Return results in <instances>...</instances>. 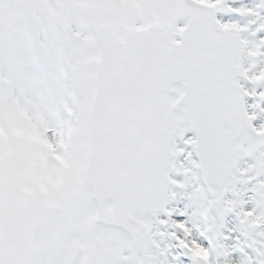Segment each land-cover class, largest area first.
Listing matches in <instances>:
<instances>
[{"label":"snow or ice","instance_id":"6c2138e0","mask_svg":"<svg viewBox=\"0 0 264 264\" xmlns=\"http://www.w3.org/2000/svg\"><path fill=\"white\" fill-rule=\"evenodd\" d=\"M236 3L0 0V220L31 243L32 264H168L153 220L191 264H204L192 244L208 252L206 264H231L242 249L224 244L227 215L244 229L258 220L248 246L264 254V135H255L264 125L253 126L243 103L264 91L238 83H264V67L253 71L264 57L255 19L264 0ZM188 131L198 161L185 175L207 186L190 199L208 247L173 218L186 212L167 207L165 169L183 151L172 138ZM236 183L253 185L251 209L235 192L226 198Z\"/></svg>","mask_w":264,"mask_h":264},{"label":"rangeland","instance_id":"374dc122","mask_svg":"<svg viewBox=\"0 0 264 264\" xmlns=\"http://www.w3.org/2000/svg\"><path fill=\"white\" fill-rule=\"evenodd\" d=\"M258 0H237V3L234 6H246L254 7ZM239 19L241 23H245L247 19L252 18H235ZM257 22L264 21V10H260L259 17L255 18ZM264 35V33H261ZM249 42H252V38L248 37ZM261 67H264V57H259L256 60V68L253 71H258ZM243 89L251 92L255 90L257 93L264 91V83L253 85L251 82L244 80L239 83ZM249 99V97H246ZM259 104V107H253V105ZM245 110L249 115L255 116V119L252 121L254 127L259 128L261 125H264V113L261 112V109H264V99L257 100L255 97L250 98L249 102L244 103ZM193 138V136L186 132L183 138L176 136L173 144L176 148L182 149V153L174 157L172 162V167L168 172L169 180L173 181V184L168 186V192L171 195L172 199L168 203L169 209L176 210L179 212H186V216L175 215L174 219L187 220L189 227L192 230V238L197 240L204 247H208V239L206 235H201L203 231V224L198 215H193L196 212V207L194 202L190 199L191 196L199 189L201 192H206L207 187H202L201 182L203 179L200 176L185 175V172L190 170L192 164L198 161V156L193 152L192 148L186 146L184 141ZM264 151V149H261ZM255 155L253 156H241L238 161V167L243 169L252 165L255 162ZM264 179V176L260 177ZM184 185V187H177L176 185ZM253 185H235L231 191L226 194L227 199H233L232 193L235 192L240 200L245 202V206L251 209L255 200L259 199V196L254 194L251 189ZM158 220L165 219V217H159ZM219 224L220 222L217 221ZM223 227L219 231L227 236L228 239L224 241L225 246L228 249H242V251H231L230 256L228 257L231 264H247V261L251 259L253 264H264V254H258V251L254 247H249L250 238L246 234V231L239 224L238 219L234 215H227L223 219ZM152 232L155 235L157 243L160 245L161 249L167 248L168 255L166 258L161 257L160 260L163 261L167 259L168 264H191L189 259L185 257L180 250L176 247L175 240L172 239L170 232L171 230L162 227L156 220L152 223ZM179 235V234H178ZM177 257V260L173 261L172 257Z\"/></svg>","mask_w":264,"mask_h":264},{"label":"clouds","instance_id":"9594fccd","mask_svg":"<svg viewBox=\"0 0 264 264\" xmlns=\"http://www.w3.org/2000/svg\"><path fill=\"white\" fill-rule=\"evenodd\" d=\"M255 135L259 137L260 135H264V133L258 132L255 133ZM262 176L264 175H260V177ZM236 185L248 184L236 183ZM248 220L249 215L245 214L244 221ZM257 224L258 220L252 221V223L247 226L245 231L250 232L257 226ZM188 251L190 252L194 260L201 261L206 264L208 252L205 249H202L200 247H197L195 244H192L191 247L188 248ZM32 256L33 249L31 243L26 241L23 246H21L20 230L5 216L3 220H0V259L4 261V264H32Z\"/></svg>","mask_w":264,"mask_h":264},{"label":"water","instance_id":"95a60500","mask_svg":"<svg viewBox=\"0 0 264 264\" xmlns=\"http://www.w3.org/2000/svg\"><path fill=\"white\" fill-rule=\"evenodd\" d=\"M181 22V21H180ZM179 23V22H178ZM177 39H179V37H177ZM240 79H242V78H239L238 80H240ZM182 85H181V82H176L174 85H173V87L174 88H177V87H181ZM171 96H172V98L173 97H175V93H171L170 94ZM192 132V131H191ZM194 135H195V133L194 132H192ZM175 137V135L173 136V138ZM173 138H172V140H173ZM170 166V165H169ZM169 167H167L166 169H165V171H167V169H168Z\"/></svg>","mask_w":264,"mask_h":264}]
</instances>
